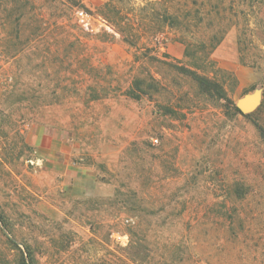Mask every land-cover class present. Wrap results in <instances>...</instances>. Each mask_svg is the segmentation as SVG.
<instances>
[{"label": "rangeland", "instance_id": "1", "mask_svg": "<svg viewBox=\"0 0 264 264\" xmlns=\"http://www.w3.org/2000/svg\"><path fill=\"white\" fill-rule=\"evenodd\" d=\"M24 259L264 264V0H0V264Z\"/></svg>", "mask_w": 264, "mask_h": 264}, {"label": "trees", "instance_id": "2", "mask_svg": "<svg viewBox=\"0 0 264 264\" xmlns=\"http://www.w3.org/2000/svg\"><path fill=\"white\" fill-rule=\"evenodd\" d=\"M16 11H19V14H16V16L14 17V19L16 21H20L21 19H25V17H27V13L24 12V11H20L19 8L18 10L15 9ZM6 11V10H5ZM18 13V12H17ZM204 82H202L203 84L205 83H208L209 80L205 79L204 78ZM201 83V86H203V91L204 93H206V95H210L212 93L213 90H210V88H207L206 86L202 85ZM206 85V84H205ZM146 86V87H145ZM134 87H136L138 89V91H140L141 93L143 94H148V93H151L153 91H155L156 89V86H155V83H154V78L150 76V80H148V83H146L144 80L142 79H137L135 80L134 82ZM205 87V88H204ZM23 100H26V101H29V102H33L34 100H36V98H34L33 96L29 97V98H22ZM230 108L233 109L234 112L236 113H240L239 110L237 109V107L232 103ZM259 130H263L261 128H259ZM19 264H27V262L25 261V259L23 260L22 263H19Z\"/></svg>", "mask_w": 264, "mask_h": 264}, {"label": "water", "instance_id": "3", "mask_svg": "<svg viewBox=\"0 0 264 264\" xmlns=\"http://www.w3.org/2000/svg\"><path fill=\"white\" fill-rule=\"evenodd\" d=\"M257 105H258L257 98L246 97L239 102L237 107L240 110V112L246 113L253 111Z\"/></svg>", "mask_w": 264, "mask_h": 264}]
</instances>
